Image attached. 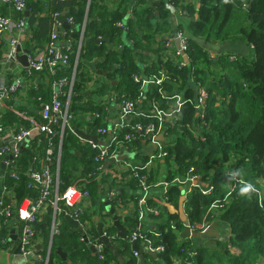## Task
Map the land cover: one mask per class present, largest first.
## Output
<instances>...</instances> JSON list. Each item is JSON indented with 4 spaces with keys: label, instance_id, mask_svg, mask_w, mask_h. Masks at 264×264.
Returning a JSON list of instances; mask_svg holds the SVG:
<instances>
[{
    "label": "trees",
    "instance_id": "trees-1",
    "mask_svg": "<svg viewBox=\"0 0 264 264\" xmlns=\"http://www.w3.org/2000/svg\"><path fill=\"white\" fill-rule=\"evenodd\" d=\"M108 1L25 0L24 14L15 11L9 2L0 4V15L12 19L25 17L34 48H42L48 42L57 17L62 24L66 23L67 17L74 19L69 29L60 28V39L72 42L71 65L57 69L53 75L45 69L36 71L35 75L39 77L27 93L32 110L24 104L7 102L0 115V124L4 126L44 127L19 151L8 169L2 174L0 172V185H6L12 191V198L18 206L24 199H34L38 195L37 187L29 185V169H41L45 164L54 169L59 163L58 193H67L74 184L73 179L85 182L83 178L86 177V188L96 208L98 183L102 181H97L94 175L88 176L94 173L97 166L94 161L96 150L89 145L82 146L79 148L82 168H69L65 157L78 159L73 147L81 140L68 129L60 137L59 123H53L40 113L41 102H50L52 81L71 77L74 62L78 60L69 100L70 125L79 128L83 120L77 117L89 112L91 120L86 131L94 136L99 126L107 127V121L102 122V117H106L105 109L107 111L122 97L136 101L140 111H150L151 98H155L153 101L160 108L169 109L173 100L161 97L157 86L142 88L140 95L141 82L133 78L134 74H138L147 79L165 70L172 80L163 81L161 90L167 95L183 92L186 101L177 114L179 118L173 120L174 124H163V144L168 156L163 162L158 160L157 164L164 167L165 180L169 182L184 178L192 167L200 176V187L209 189V192L204 194L194 187L186 193L184 206L187 220L199 225L217 215L226 222L228 235L224 239H203V243L197 245L193 238H181L180 232L184 227L178 202L182 188L179 184L170 183L165 206L159 207L158 203H154L155 199L147 202L148 207L157 208L158 213L151 214L156 222L155 228L144 235L151 245L162 246L163 250L157 253L156 259L146 252L144 256L152 264H256L258 258L264 255V195L259 197L251 192L247 184L256 188L264 184V0H198L197 5L185 0H170L187 12V15L179 16L177 23L173 18L171 20L164 1L134 0L130 9V0H111L116 4L111 10L107 8ZM56 12H59L58 16ZM174 27L185 33L189 40L185 50L188 61L183 66L175 62L179 55H174V51L169 54L163 46L164 39H159ZM233 40L244 41L254 55L237 56L230 60L229 54H222L216 62L209 57L206 45ZM2 57L0 49V63ZM87 62L94 64V69H90ZM97 70L101 72L97 73ZM194 76L197 82L206 85L208 91L203 118L201 112L196 113L192 103L196 88L190 79L194 80ZM94 77L96 81L90 91L104 97L100 103L85 100L82 94L87 92L89 81ZM107 91L115 94L114 101H110L109 105L106 103L110 96ZM67 94L68 87L61 95L64 103ZM37 97H40L39 101ZM95 112L100 117H94ZM137 120L146 119L136 116L134 121ZM127 132L136 135L125 128L119 132V137ZM140 137L124 140L120 150L139 149L145 139ZM49 143L53 152L47 160ZM227 173H234L239 182L231 178L228 184ZM149 179L155 180V177L151 175ZM214 203L220 206L213 210ZM80 215L81 219L91 223L92 216L88 213L80 212ZM50 216L51 208L48 218ZM126 218V238L118 236L115 226L108 227L107 231L114 235V239L112 243L108 241V245L103 243V258L100 259L80 240L81 231L62 215L60 233L52 238L53 249L47 264H68L60 260L54 247L65 251L71 264H118L112 246L119 247V253L124 256L122 264H136L129 234L136 226L137 215L135 213L133 217ZM6 224L2 225V235L8 233ZM87 232L92 239L99 237L93 222ZM48 235L50 238V231L45 235L47 239ZM136 243L143 246L141 240Z\"/></svg>",
    "mask_w": 264,
    "mask_h": 264
},
{
    "label": "built area",
    "instance_id": "built-area-1",
    "mask_svg": "<svg viewBox=\"0 0 264 264\" xmlns=\"http://www.w3.org/2000/svg\"><path fill=\"white\" fill-rule=\"evenodd\" d=\"M159 1L165 2V7L170 13V18L171 20L173 18L175 23L179 21L180 15H187L186 10L179 9V7H177L170 0ZM6 2H9L12 5L13 9L18 13L24 14L26 10L25 0H0V4ZM55 15L58 16L59 12H56ZM56 20L57 21L53 23L49 40L45 44V46H43L42 48H34L32 46L30 50H25V54L27 56L28 61V66H26L24 70L26 89L32 87V80H29L30 78L32 79V77L35 76L36 71H41L45 69L53 75L57 69L65 68L71 65L70 60L71 53L73 51L72 42L70 40H62L64 42L61 43L60 28L62 30L65 29L63 28L62 23L58 20V17ZM73 21L74 19L71 16L66 18V23L68 24H73ZM14 31H27V21L25 17L22 16L18 19H12L8 16L0 15V49H6V59L9 63H11V65L17 61L15 57V49L16 46L21 45V43L16 36H12L8 40H6L4 36L5 33H12ZM27 34L30 37L29 32H27ZM170 35L172 37H170ZM159 39H164L163 46L169 54L172 55V51H174V55H179V57H181L180 50L185 51L189 46V40L185 33L178 30L176 31L175 35H172L170 31V34L167 33ZM177 39L179 40V49L176 48L175 45V41ZM79 46H81V40L79 42ZM205 48L206 51H208V48ZM220 55L222 54H215L214 56H216L217 58ZM228 57L230 60L236 58L232 55H229ZM162 58L163 60H166L165 56H163ZM175 62H177L176 59ZM177 63L180 64V66H183L186 61L180 59ZM75 72L76 64H74L73 66V74L71 76V79H67L66 77H60L58 79L53 80L50 102L48 104H43V102H41L42 106L40 112H42L43 117L49 119L53 123H59L58 134L60 135V137L63 136L66 129L74 133L75 129H78L70 125V119L72 118V115L68 111L71 89L74 84ZM133 78L135 81L141 82L140 95H142L141 89H144L143 86L145 84L153 83L159 89L158 93L161 95V97L173 100L172 104L176 106V109L172 110L171 106L169 109L164 110L160 108L155 101H153V99L155 98H151L150 100H152V102L150 111H140L138 110L136 101L124 97L120 98L117 103L114 104V112L116 117L115 119H112L110 121V126L107 123V127L99 126L96 129L95 136L98 138V140L102 141V144L86 140L77 135L83 143H86L92 149L96 150L94 161L97 163V166L95 167L94 173L88 176L94 175L95 179H103L104 171L106 169L104 163L110 158L116 159L118 155L117 152H119L120 148L124 146V140L129 141L133 137L141 136L140 138H146V140L153 143L156 147V151L150 154L148 160L143 164H127L125 169V171H127V178L136 181L138 188L143 192L149 191L151 187L161 185L164 195L166 197L167 189L170 183H172V181L169 182L165 179L159 180L160 178H158V180H150L149 177H151V175L155 177V167L158 160L165 159L168 156V152L164 149L163 144L165 141V132L163 124H174L173 120L177 118V114L179 113L181 106L185 103L186 100H184V97L181 96L180 93H177L178 95H167L165 91L161 90L163 81L172 80L165 70L160 71L158 76H152L147 79L138 74H134ZM190 81L194 84L196 88V97L195 99H193L192 102L193 106L196 109L197 114L201 112V117L203 118V111L206 108V101L208 98V91L206 85L197 82L195 76L194 80L190 79ZM178 82H180V78H178ZM21 87L22 78L14 79L8 84L7 87L0 86V102L2 103L3 93L6 97V100L4 101L5 104L3 103V106L6 105L7 102H16L15 100H24V105L31 107L30 99L27 98V94L24 91L20 90ZM66 87H68V94L67 100L64 103L61 100V95L64 94ZM114 95V92H112L110 96L107 97V105H109L110 101H114ZM33 100L34 98L31 101ZM37 100L39 101L40 97H37ZM93 116L97 118L100 117V114L95 112L93 113ZM136 116L138 118L146 120L134 121V118ZM105 121H107L106 117H102V122ZM125 128H129L131 131L135 132L136 135H132L130 132H127L126 134H124L123 137L120 138L119 132ZM43 129L44 127L16 128L14 126L9 127L0 124V159L2 158L4 160L6 155H12L11 158L6 160H10L9 165H11L18 155L21 145L24 144V146H26L29 140L34 135H36L39 130ZM35 130L36 132H33ZM5 137L12 138V140L14 141V145H10L7 142H4ZM158 137H162V139L160 140L158 139ZM60 147L61 144H59L58 146L59 151ZM52 152L53 147L52 144L49 143V146L46 149L47 160L51 158ZM151 165H153V167L149 169ZM27 175L30 178L29 185H35L37 187L38 195L34 199H24L20 202L18 206L11 204L10 202H12V200L8 201V198L12 197V193L10 194V189L6 185H0V231L2 229V225L4 223H7L9 219L13 218L15 215L18 217L21 222V228L18 233L17 246L20 245L21 255L25 260V264L48 263V257L53 249L52 238L53 236L60 233L61 221L58 217L62 215L70 217L77 223V227L81 229L80 240L84 241L85 244L90 248L93 247L95 254L98 256V258L102 259L104 244L101 239L106 238L109 242H111L114 239V235L108 233L107 231L108 227L110 226L103 228L98 238L92 239L89 233L87 232L90 226V222L85 219H81L80 212L88 213L89 210H92L91 207L94 208V206L93 204L90 208H87V206H85L88 200L91 201L90 193L86 188V177L83 178L85 182H81L80 179H73L74 184L70 187V190L67 193H63L60 195L58 193L59 163H57L54 169H51L47 164H45L41 169L31 167ZM227 175L228 177H230V179L232 178L236 182L238 181L235 178L234 173H227ZM199 179V174L194 172V169L191 167L184 178H175L173 182H177L182 185L187 184L185 195L187 192H190L194 187H198L204 194L208 193L209 189L200 187ZM247 185L249 186L251 192L258 194L259 197H261L260 190L250 184ZM109 197L121 198V193L118 190L113 191L109 194ZM141 201L142 200L140 199L139 204H137V223L135 228L129 234V240L131 242H137L141 240L143 245L148 250L147 252H154L157 254L159 251L163 250V247L151 245L150 241L144 235L146 231L143 232L141 229L140 222L144 216L145 209H147L148 207L147 205H142ZM219 206L220 205L218 203H214L212 205V208L215 209ZM46 207L51 208L52 220L50 224V238L48 241V245L45 252L41 253L38 244H36V230L34 225L36 221H38L39 215ZM149 210L153 214L158 213L157 208H149ZM86 222H88L87 225ZM208 225L209 222L205 220L199 225L191 223L187 220V218L183 221V227L188 228L190 233L203 232L208 228ZM15 241H12L10 236H3L2 233H0V248L4 247L7 244L14 243ZM136 254H138V252ZM193 254L195 253H192V255ZM256 264H264V255L261 256V259Z\"/></svg>",
    "mask_w": 264,
    "mask_h": 264
},
{
    "label": "crops",
    "instance_id": "crops-1",
    "mask_svg": "<svg viewBox=\"0 0 264 264\" xmlns=\"http://www.w3.org/2000/svg\"><path fill=\"white\" fill-rule=\"evenodd\" d=\"M185 1L190 2V3H195L196 5L198 4V0H185ZM133 2H134V0H130V9L133 5ZM114 5H116V4L114 2H112L111 0H109L107 2V8L110 10L113 8ZM27 32H29V31L28 30L26 32L25 31H23V32L14 31L12 33H5L4 37L6 40H8L10 37L16 36L21 43L22 50L25 51V50H28V45H30L31 48L34 45V42L31 41ZM169 34H170V32H169ZM170 37H172V36L170 35ZM62 42H64V41H62V39H61V43ZM206 47L208 48V51H209L208 52L209 57L214 62H216L215 60L217 59L216 56H214L215 54H217V55L229 54V55H232L234 57H237V56H251L252 57L254 55L252 50H251V47H249L244 41H241V40L226 41L222 44H217V45L214 44L213 46L208 45ZM2 51H3V57H2V60L0 63V65H1L0 86L7 87L8 84L10 82H12L14 79H16V78L21 79L22 78V87L20 88V90L24 91L27 94L28 91L30 90V88L29 89L25 88V84H26L25 78H24L25 66H23L18 61L14 62V64L11 65V63H9L6 59V55H5L6 49H2ZM180 59H183L182 55H181V57H178L177 62ZM89 64H90V66H88V67L90 69L91 68L94 69V67L92 66L93 64L92 63H89ZM38 77H39L38 75H35L34 77H32V79L30 78L29 81L32 80V86H34L36 84ZM95 81H96L95 77L91 78L89 81V86H87V92H82V94L84 95L85 100H90V101H94L96 103H100L101 99L103 100L104 97H102V96L98 97L92 91H90V88H92V86L95 84ZM4 95L5 94L3 93L2 103L0 102V115L2 114V112L6 108V105L3 106V103L6 100V97ZM15 101H16L15 102L16 105L25 104L24 100H15ZM114 110H115V105H111L107 109V111L105 109L106 120H107V123L109 126L111 124L110 121L112 119H115V117H116ZM77 118H80L81 120H83V123H79L80 127L78 129H80L82 131H86V127H88L87 124L91 120V116H90L89 112L83 113V114L79 115V117H77ZM14 127L17 128L16 125H14ZM5 139H6V137H5ZM142 141H143V143L139 149H136V147L129 148V149L128 148H122L121 150H119V152H117L118 155L128 153L127 157H123L120 160L115 159L116 161H114V162H112L113 159L110 158L104 163V166L106 168L104 171V178L103 179H96L97 181H102V182L98 183V198H97V201L95 203L96 208H95V206H94V208L91 207L92 206V198H91V201L88 200V202L85 205V206H87V208H90V207L92 208V210L88 211V213L90 212L88 215L92 216L90 219V221H91L90 224H92V222H93L94 225H96V228H97L98 223L102 224V229L105 227L113 225V216H117V218L119 219L122 226H124V232H125L126 229L128 228V221H127L126 217L127 216L133 217L135 213L137 215V204H139L140 199L142 200L141 203H142V205L144 204V206L147 205V202L150 199H155L154 203H156V204L158 203L159 207L166 205V202H165L166 197L164 195V192L162 190L161 185L151 187L149 189V191L143 192L138 188L136 181L130 180L127 178V171H125L127 164H129V163L132 165L143 164L148 160L149 155L156 151V147L153 143H151L150 141H148L146 139H144ZM85 145H87V144L83 143L82 141H80V144H77V143L74 144L73 151H75L76 155H78L79 157H78V159H72L69 157H65V163L68 164L69 168H76L77 167L76 168L77 170L82 168L81 162H79V160L82 156L81 152L79 151V148H81L82 146H85ZM6 156H8V155H6ZM108 161H110L111 163L108 164L107 163ZM2 162H4V160L1 158L0 159V172L3 173L5 170L8 169L10 160L6 161L3 171L1 169V163ZM161 162H163V159H161ZM152 167H153V165H151L149 167V169ZM165 176H166V173L164 172V167L158 166V164H156L155 179L158 180V178H160L159 180H162V179H165ZM230 181H231V179L228 177L226 182H228V184H230ZM172 183L180 184L177 182H172ZM180 185H181L183 193L185 194V190L187 189V184H183V185L180 184ZM257 189L260 190V192H261L260 195H261V197H263V195H264V184H260L259 187H257ZM117 190L120 191L121 198L109 197V194L111 192L117 191ZM11 193H12V191L10 190V194ZM11 200L13 203L12 202H10V203L14 204L16 206L17 205L16 200L13 199L12 197L10 198V201ZM185 200H186V195H185ZM115 201H116V204L113 205L112 202H115ZM6 202H7V200H6ZM110 207L113 208V214H110L109 211H107V209H109ZM149 208L150 207H147V209H145L144 216L140 222L141 223V229L143 232L152 230L156 226L155 220L151 218V216H152L151 214H153V213H151ZM183 208H184V213L186 214L185 206H183ZM48 211H49V207H46L42 211V213L39 215V219H38V221H36V223L34 225L35 230H36L35 240L37 242L36 244H38V246H39V249L42 250L41 253L45 252L47 245H48V241H49V235H48V239L45 236L47 234V232L50 231V224H51V220H52V216H50V218H48ZM179 216H180V214H179ZM211 217L212 218H210L209 225H208L207 229H216L219 232L220 236L216 239L226 238L228 235L227 234L228 227H227L226 222L221 217H219L217 215H213ZM58 218L62 222V216H59ZM87 224H88V222H86V225ZM20 228H21V222L16 215L7 221L6 229H7L8 233H6L7 235L6 234H3V235L10 236L11 234H13L15 237L12 241H14V240H16V241L14 243L7 244L4 247L0 248V264H25V260L22 258V256L19 253L16 252L17 242H18L17 238H18V233L20 231ZM89 228H90V226H89ZM115 232L118 234L117 229ZM99 235H100V233L98 232V236ZM188 238H193V237H188ZM193 239L195 240L196 245L203 243V239H198V238H193ZM141 244L143 245L142 242H141ZM140 248L143 251H148L144 245ZM54 249H56V248L54 247ZM118 249H119V247H118ZM137 252L138 251H136L132 248V254L137 260L136 264H140V259H139L140 253L138 252V254H136ZM146 253L149 254L151 256V258L152 257L154 259L157 258V254L154 257L150 253H148V252H146ZM119 255L123 258V261H124V256H122L120 253H119ZM66 259L69 260L68 254H67ZM260 259H261V257L258 258L256 263L259 262ZM60 260H62V259L60 258ZM65 261H63V262H65ZM144 261L146 264H152V261L150 262L148 259H146L145 256H144ZM189 263L193 264V262H189Z\"/></svg>",
    "mask_w": 264,
    "mask_h": 264
},
{
    "label": "water",
    "instance_id": "water-1",
    "mask_svg": "<svg viewBox=\"0 0 264 264\" xmlns=\"http://www.w3.org/2000/svg\"><path fill=\"white\" fill-rule=\"evenodd\" d=\"M63 28L64 29H69L70 27H72L71 24H68V23H63L62 24ZM177 29L176 27H174L172 30H171V33L172 35H175ZM96 41H99V40H96ZM175 45H176V48H180V45H179V40L177 39L175 41ZM79 51H80V46H79V49H78V54H79ZM180 54L182 55V58L184 59V61H188V58H187V55L185 53V51L183 50H180ZM15 57L17 59V61L19 63H21L23 66H28V61H27V56L25 54V51L22 50L21 48V45H17L16 46V49H15ZM94 66V64L92 65ZM101 71L100 70H97V73H100ZM103 74H105V72L103 71L102 72ZM115 82V81H113ZM42 114V112H40ZM33 132H36L33 131ZM75 134L86 139V140H89V141H93V142H96V143H100L102 144V141L98 140V138L94 135H89L88 133H86L85 131H82L80 129H75ZM158 139H162V137H158ZM5 142H7L8 144L10 145H14V141L12 140V138H6L4 140ZM24 148V144L21 145L20 147V150H22ZM128 156V153H124L122 155H118L116 157V160H120L122 159L123 157H127ZM12 155H8L4 158V162L1 163V169L2 171L4 170V166H5V161L9 158H11ZM115 159L112 160V162L116 161ZM108 164H110L111 162L108 161L107 162ZM184 202H185V194L181 193V196L179 198V202H178V210H179V214H180V219L181 220H185L186 219V214L184 213ZM72 224L74 227L77 226V223L71 219L70 217H66ZM113 226L116 227L117 231H118V235L122 238H126V235H125V232H124V226H122V224L120 223L119 219L117 218V216H113ZM80 231L81 229L79 227H77ZM97 230L98 232L101 234L102 232V224L101 223H98L97 225ZM220 236L219 232L216 230V229H207L203 232H193V233H190L188 228L184 227V229L180 232V237L185 239V238H188V237H193V238H198V239H216ZM14 235L11 234L10 235V238L13 240L14 239ZM15 241V240H14ZM101 241L103 243H105L106 245H108V240L106 238H102ZM132 245V248L136 251H138L140 253V256H139V259H140V264H146L145 261H144V253L147 252V251H143L139 246L138 244L135 242V241H132L131 243ZM91 249L93 250V247H91ZM111 249L114 251L115 255L117 256V259H118V264H122L123 263V258L119 255V249L117 246H112ZM56 253L59 255V257L68 263L70 264L71 261L67 260L66 257H67V254L62 251L59 247H56L55 249ZM16 252L19 253L21 255V251H20V245L17 246V249H16ZM150 253L152 256H156V253L154 252H148ZM22 256V255H21ZM23 258V257H22Z\"/></svg>",
    "mask_w": 264,
    "mask_h": 264
},
{
    "label": "rangeland",
    "instance_id": "rangeland-1",
    "mask_svg": "<svg viewBox=\"0 0 264 264\" xmlns=\"http://www.w3.org/2000/svg\"><path fill=\"white\" fill-rule=\"evenodd\" d=\"M71 25H73V24H71ZM248 57H251V56H248ZM77 63H78V60L77 61H75L74 62V64H76V67H77ZM90 62H87V65L88 66H90V64H89ZM67 79H71V77H66ZM151 85H154L153 83H147V84H145L143 87H144V90L147 88V87H150ZM110 92L109 91H107V94H109ZM112 93V92H111ZM110 93V94H111ZM106 94V95H107ZM109 94V95H110ZM173 95H178L176 92H174V93H172ZM108 96V95H107ZM181 96H183L184 97V94H183V92H182V94H181ZM174 109H176V106L175 105H173L172 104V110H174ZM181 109V108H180ZM180 112V111H179ZM203 124H205V123H202V125ZM146 139V138H145ZM107 211H109V213L110 214H113V208L112 207H110L109 209H107ZM132 243V242H131Z\"/></svg>",
    "mask_w": 264,
    "mask_h": 264
}]
</instances>
